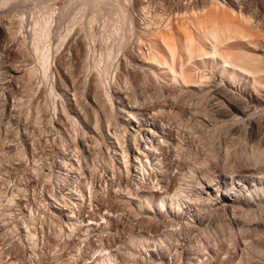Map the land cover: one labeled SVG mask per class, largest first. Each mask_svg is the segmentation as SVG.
<instances>
[{
	"label": "bare ground",
	"instance_id": "6f19581e",
	"mask_svg": "<svg viewBox=\"0 0 264 264\" xmlns=\"http://www.w3.org/2000/svg\"><path fill=\"white\" fill-rule=\"evenodd\" d=\"M83 1L86 7H95L99 0ZM127 1L131 3L132 8L134 7L132 10L135 9L134 11L137 13H134V16L126 15V7L124 10V5H120L123 3L119 2L118 5L117 1V6L115 5L114 8L111 6L113 10L115 9V17L113 19L110 17L111 19L108 20L113 24V34L117 33V30L121 32L123 30L122 24L123 26L126 24L125 27L128 26L126 29L129 28L128 32L136 31L139 34L137 40L140 44L142 41H146L147 49L138 48L137 56L135 55V58L129 59V61L131 62L130 70L132 69L135 72H133L136 76L135 80L133 79L135 83H139L136 80L137 78L142 83H149L148 86L151 87V92L148 94L150 90L148 89L149 91L147 92L143 88L144 90L140 94L141 98L137 99L135 98L136 96H132L129 99L123 96L121 91L114 87V84L111 86V79H108L111 78L108 77L110 73H108L110 69L108 67L113 61L114 52L108 47L105 48L104 45L105 49H102L104 50L102 57L97 58L94 62L95 64L93 63V69L96 71L92 74L88 90L85 93L86 98L88 97L87 99L91 101V103L89 101L90 105L83 106L79 103L78 113L76 112L77 110L74 111L72 108V102L71 104L68 102V105L66 104L60 108L53 102L52 110L53 114L56 115L55 119L49 118L45 120L47 117L43 119L44 122H47L45 124L49 123L54 126V131H56L58 137V142L56 141L57 147L54 150L50 149L47 155L45 151L41 152L42 150H40L42 154L45 152L43 156L46 155L48 158L46 159L40 155L38 158L39 160L44 158V161H48L49 166L46 169H51L50 172H52L55 180V184L49 190L48 198L45 197L43 199L42 207L45 213L49 214L52 219L53 217L57 219L60 225L55 222L60 226L61 231L60 229L59 231L68 240H71L72 236H75V233L82 230L83 227L88 229L89 225L94 224L92 221L94 220V215H97L104 224L108 222L107 220H110V217L115 218L112 223L114 231L112 249L111 251H106V254L94 264H144L147 261V255L148 258H151L149 252L153 251L152 247H155L156 251H158V248L164 247L166 251L171 253L170 245L174 241L178 242L177 236L180 231H195V228L199 232V234L198 232L196 233L200 235V239H198L194 248L197 251L205 250L207 243L203 242L202 237L208 233L205 228L201 227H203V222L210 214L217 210L222 214L229 213L230 219L235 224L238 222L241 225L255 226V228H260L263 232L264 138L262 137L263 141L259 139L260 130L261 132L263 130V126L260 127L259 123L262 119L260 118L261 121L258 118H253L257 121H249L248 119L250 140L251 136H254L258 141L253 144L250 143L249 147L247 145L246 147L242 146L239 154L238 151L234 150V155L236 152V163H228L229 160L232 161L233 154L231 157L229 152L230 155L228 156L231 158H228L226 152L230 151L231 148L228 147L229 144L226 145L224 143L234 144L236 142L237 144L239 142L240 147V142L245 140L242 141L239 136H236L238 130L236 131L233 127L232 129L236 131H234L236 135L230 130L231 127L229 126L230 129H227L230 131L227 130V132L230 135L232 132L234 135L233 137L229 135V138H239L238 140L241 141L232 142L230 140L229 142L226 140L227 136L224 137L226 139L221 143L224 144L222 149L224 148L225 152L216 147L218 149L216 151H219V154L220 151L225 153L223 159L220 158L223 154L219 155L220 157H215L216 155L218 156V152L216 155V151L214 152L215 146L213 151L210 148L213 154L209 148V150L207 149V144L215 139L216 135L214 137L213 135L216 132V127L225 129L224 126H227V123L234 125L236 121L243 120L245 117L246 120L247 118L251 119V116L255 117L260 112L262 117H264V97L262 100L263 104L259 103L260 108L258 109L260 110L257 111L258 113L255 111L257 110L256 107V109L254 108L256 114L254 112L250 114L249 111L251 109L249 107L252 105H244L243 102L241 104V100L235 95L236 93L232 92L231 88L229 89L231 85L241 83L256 89V91L259 90L258 92L261 90L264 96V44L259 43L260 41L255 32L256 26L254 27L251 24L252 16L250 17L247 14L248 12H243V10H235L239 7L237 5H242L241 2L244 0H225V2L224 0H171L177 4L178 12L181 11L180 14L178 13L179 19L172 21L171 17L172 20L169 17L162 18L160 19L161 23L154 22V17L148 9L151 0H123V2ZM7 2L8 0H0V5H5ZM109 2L112 1L110 0ZM245 2H243V5ZM256 3L257 5L261 3V7L262 5L264 6V0H256ZM162 5L165 6L163 8H168L169 12L173 8V4L169 0H166ZM246 6L248 7V5ZM50 15L47 17L50 18ZM1 21L0 38L3 41L14 39L19 27L17 29L10 28L9 25L5 24L6 22L1 23ZM47 21H42V24H38L40 23L39 21L37 24L34 22L31 29L29 53L32 60L38 64L43 75H46L49 68L50 58V37L48 31L50 24ZM68 21L70 20L68 19ZM5 25L9 28H6ZM68 27L66 33H69ZM132 32L131 34L133 35L134 32ZM65 37L64 35L61 38L59 36L58 39L60 40L58 43L60 45L63 44ZM119 39L121 40L120 37ZM3 43L5 44V42L1 43L2 46H4ZM78 46L81 47L80 45ZM84 48H82V53L77 56L79 61H81V65H79L81 67L85 64V57H87V51ZM116 49L115 47V52ZM93 51L91 50V52ZM100 64H102V68L99 67L98 69V66H101ZM32 69H27L28 75L32 73ZM75 75L73 73V76ZM72 80L74 79L71 77ZM22 83L24 85L21 86L25 89L23 87L27 86L25 81H20V84ZM211 84L212 92L210 90L208 92L210 91L212 96L208 95V97L213 100V105L209 103L211 100L205 97L207 89H204ZM28 88L27 86L26 89ZM65 91L68 94V91ZM70 91H75V88ZM15 93L18 94L16 91ZM53 93L55 94V91ZM56 94L61 97V94ZM71 95L75 98L77 97L75 92H72ZM124 100H128V103L124 102ZM17 104L19 105V103ZM88 105L91 108L85 107ZM253 105L255 106L254 103ZM35 106H37L36 103ZM40 108H35L33 117L28 115L22 120H17V122L22 124L23 130H26L31 125H39L42 122L40 117L43 111ZM7 123L10 124V121ZM237 125L238 123L235 124L238 128L239 125ZM221 131L224 132L223 130ZM221 131L217 133H221ZM227 132L226 135H228ZM217 136L219 137L218 134ZM247 139L249 138L247 137ZM245 144L247 143L245 142ZM192 146L200 150L204 149L203 152L205 151L206 155L204 153L205 156H200V158H198L199 156H192ZM210 146L213 145L211 144ZM220 146L222 145L220 144ZM18 151L15 152L17 153ZM19 153L20 151L17 154ZM195 153L198 155V152ZM20 155L22 154L20 153ZM227 158L228 161L226 162ZM216 159H222L223 168L227 170H225V173L229 172L227 178L212 170L216 163L210 169L207 166L212 161L216 162ZM101 160L103 164L99 165ZM32 170L34 172L33 175L39 177L45 184L51 176L50 172L49 175L48 172H43L41 163L35 165ZM226 179L230 182L229 190L232 193H228L229 186H226L228 185ZM17 185L15 186L19 191L20 189ZM224 186L225 188L227 187V190L222 189ZM102 188L111 190L110 200L112 201V206L110 205L108 208L104 205L106 204L104 199L99 200L96 197L97 191ZM198 188L200 192L195 194V192H198L196 190ZM18 196V193L15 194L12 190L7 199L8 206L19 207V201L17 202L19 198H16ZM94 202H97L96 208L93 209L92 213H87V205L91 207ZM0 206H2L1 200ZM32 210L29 209V215L23 214L20 218L29 249L24 259L27 264H43V260L39 257L37 250L35 232H31L28 225L32 220V216L34 217ZM124 211L127 215L125 221H129V225L125 226L128 227L126 230L123 228L125 236H121L120 228L123 226L120 227L119 221L124 217ZM186 212L192 213L190 215L192 220L190 219L191 221H189L192 222L191 224L186 222V220H184V224L181 222V213L186 214ZM7 213V215L11 216L9 212ZM86 213L89 215L85 216ZM138 216L142 217L139 224L136 226L131 224V219L129 218H137ZM203 217L204 221L202 220ZM219 225L213 229L212 234L216 235V233L222 232L223 228ZM12 228H16V226ZM220 228L222 229L219 230ZM62 229L64 230L62 231ZM255 236L258 235L256 234ZM261 237L258 236L259 241L256 239V242L254 241L255 244L253 243L254 245L246 242L243 245V250H247V253L252 258H264V249L260 242L264 239ZM171 239L174 241L171 242ZM174 248L177 249L176 247ZM123 249L124 251L122 252L121 250ZM229 259L228 264L240 263V261L235 260V262L233 259ZM159 262V264H167L162 260ZM216 262L218 263V261ZM220 262L222 260L220 261L219 259ZM0 264H19L17 262V254L14 251L2 250L0 247ZM192 264L204 263L200 258L195 257V261Z\"/></svg>",
	"mask_w": 264,
	"mask_h": 264
},
{
	"label": "rangeland",
	"instance_id": "374dc122",
	"mask_svg": "<svg viewBox=\"0 0 264 264\" xmlns=\"http://www.w3.org/2000/svg\"><path fill=\"white\" fill-rule=\"evenodd\" d=\"M109 1L110 0L108 1L99 0L98 1L99 3L97 2L95 7H89V6L86 7L83 0H11V1L8 0L9 3L7 2L5 5H2V6L0 5V21L3 20L1 21V23L6 22L5 24L9 25L10 28L17 29L19 27V31L16 37L12 39L13 41L10 39L8 40L6 39V41L5 40L3 41L0 38V42L1 41L5 42V44L3 43L4 46H2L1 44L2 42L0 43V200L2 203V206H0V247L2 248V250L14 251L17 254V262H19V264H27L26 260L24 259V256L28 253L29 249H28V245L25 239V230L23 229L20 218L23 214L29 215V209H33L32 211L34 212V217L32 216V220L29 222L28 225L30 227L31 232H35V235L37 238L36 243L38 246L37 250L39 253V257L42 258L43 260V264H94L96 261H99L103 255L106 254V251L108 250L111 251L112 249L111 244H112V239L114 236L112 223H113V220L115 219L114 217H110V220H107L108 222L104 224L103 221L100 220L97 215H94L93 216L94 220H92L94 224L89 225L90 227H88V229L83 227L82 230L75 233L76 237L72 236L73 239L71 238V240H68L67 238H65V236H63V233L60 232L61 231L60 226H59L60 223H58L57 219L54 217L52 219V217H50L49 214L45 213V210L42 207L43 199L45 197L48 198L47 196H49V193H50L49 190H51V186L55 184V180L53 178L52 172H50L51 169L50 168L46 169L49 166V163L48 161L43 160L44 159L43 157H45L46 159L48 158V156L46 155L50 152V149L54 150L57 147L56 141L58 142V139H57L58 137H57L56 131H54V126H52L49 123L45 124L46 121L44 122V119H43L45 117H47L45 120H48L49 118L55 119L56 115L53 114V110H52L53 102L55 105H57L58 108L66 104L68 105V102L70 104L72 102L71 104V106L73 105L72 108L74 109V111L77 110L76 112L78 113H79L78 110L80 108V106L78 105L79 103L80 105H83V106L89 104L90 99H87L88 97L86 98L85 93L88 90L90 78L92 74H94V72L96 71V70L94 71L93 69V63L97 60V58L102 57V54H103L102 52H104V50L102 49H105L106 47H108L109 49H112V52H114L113 56L115 57V58L113 57V61H111L110 67H108L110 68L108 71V73L110 72L108 74V77H111L108 79L109 80L111 79L110 80L111 86H113L114 84V87L120 90L123 96H126L129 99L132 98V96H136L135 98L137 99L141 98L140 94H142L144 90L143 88H145L147 92L151 88L150 86H148L149 83H146V82L142 83L140 82L138 78L136 80L139 81V83L137 81H136L137 83H135L134 81L136 77L134 75L135 72L132 71V69L130 70L131 62L129 61V59L131 60L132 58H135V55L137 56L138 53L136 52L138 48H141L142 50L147 49V44H145L146 41L145 40L142 41L143 44L141 42L142 44L141 45L137 40V36L139 34H137L136 31H133L134 33L131 31L133 35L131 34V32H128L129 28L126 29L128 27V26L125 27L126 24H124L125 26H123L122 24L123 30L122 28H120V30H122L121 32L117 30V33L113 34L112 33L113 24H111L109 21L111 18L113 19V17H115V13H114L115 9L113 10L112 8H114L115 5L117 6V1H118V5H119V2L123 3L120 5H124V8H123L124 10L126 7L127 9L125 10L126 15L130 14L131 16H134L137 12L134 11L135 9L132 10L134 7L133 8L131 7V3L129 1L127 2H123V0H120V1L111 0L112 2H109ZM165 1L164 0H151L150 1L148 9L151 15L154 17L152 18L153 20H155L154 21L155 23L156 22L161 23L160 19L162 18L169 17V19L171 18L173 19V20L171 19L172 21H174V19L176 20L179 19L178 13L180 14L181 11L178 12L179 8L176 6L177 4L169 0L173 4L172 6L173 8L170 10L171 12L170 14L168 8H166L167 10L163 8L165 6H163L162 4ZM251 1H254V2H251ZM243 2H245V0L241 2L242 5L240 4L237 5L236 3L237 7L239 6L240 8L235 7L237 8L235 10L236 11H239L238 9L243 10V12H248L247 14L250 17L252 16L251 18H253V20L251 24L254 27L255 26L257 27V31L255 27V32L258 36V40L260 41L259 43L264 44V9H263L264 6L262 5L261 7L260 5L261 3L257 5L258 2L256 3V0H246L244 5H243ZM246 5H248V7ZM64 14L66 15L64 16ZM174 14L176 17L174 16ZM49 15H50V18H48ZM45 17H47L49 20L47 18L44 19ZM68 19L70 21H68ZM37 20L40 23H38ZM41 20L44 22L48 20L50 24L49 25L50 28L48 29L49 37H50L49 38L50 39V42H49L50 43V47H49L50 58H49V64H48L49 68L47 69L46 75H43L41 69L38 67V64L34 60H32V57H30L29 55L32 26L34 22L36 24L37 23L42 24ZM89 21L91 22V24ZM68 23L69 24L71 23V24L69 25ZM6 25L5 27L9 28ZM67 27H68L69 33H66ZM106 33H107V36L109 34H112V35H109L107 37ZM258 34L260 35V37ZM63 35L64 37L65 36L66 37L63 40V44L60 45L58 43L60 39L58 38L59 36L61 38V36ZM117 36H118V40H117ZM119 37L121 38V40L119 39ZM120 41L121 43H119ZM122 41L124 43L123 45H122ZM118 43L120 44V46ZM78 45H80L81 47H79ZM104 45H105V48H104ZM83 47H85L84 50L87 51V54H86L87 57H85V60H86L84 61L85 64L83 65V67H81L79 66L81 65V61H79L77 56H79L82 53L81 51H83L82 49ZM88 47L90 48V50ZM115 47L117 48L116 52L114 51ZM91 50L92 51L94 50L95 52L94 51L91 52ZM100 65L101 66H98V69L99 67L102 68V64ZM28 68H33L32 73H31L32 76L31 74L28 75V70H27ZM130 71L132 72L130 73ZM71 72H73L74 75L75 74L76 75L73 76V73L71 74ZM69 73H70V76H69ZM14 76L20 79L18 78L16 79ZM71 77L74 79L72 80L73 83L71 81ZM79 79L80 81L83 79L81 81L83 83H81ZM22 80L25 81V84L29 87L28 89H26L27 86L26 87L23 86L26 90L22 88L21 85H24L23 83L20 84V81L22 82ZM74 81L75 82L77 81L78 83L76 82L75 84ZM145 84H146V87H145ZM211 86L212 84L209 85L207 88L206 87L204 88V89H207V95L205 97H208V95L212 96V94L210 93V91L212 92ZM221 86L223 87V85ZM233 86L231 85L229 89L231 88L230 90L236 93L235 95L238 96L239 100H241V104L243 103L244 105L250 104V106L251 105L254 106L253 103L255 104L254 107L252 106H251L252 108L249 107L251 109V111H249L250 114L252 112L255 113V111L257 112L260 110L258 109L260 108L259 103L263 104L262 100L264 97L261 90L260 92H258L259 90L256 91V89L242 85L241 83L234 84ZM74 88H75V91H70V90H74ZM51 90H53V92L55 91V94L51 92ZM65 90L68 91V94H66ZM208 90L210 91L208 92ZM15 91L18 94H16ZM72 92L73 93L75 92L76 94L75 96H77L76 98L71 95ZM150 92L151 90L149 91L148 94H150ZM27 93H30V94H27ZM56 93L61 94V97L57 96ZM71 96L75 99L73 100ZM209 99L211 100L209 103L213 105L212 104L213 100L211 98ZM76 100H78L79 102ZM125 101L126 103H128V100H124V102ZM17 103H19L20 106ZM35 103L37 106H35ZM88 106H85V107L91 108V106L89 107ZM36 107L38 108L41 107L40 110L43 111V113L41 112L42 116L40 115L41 116L40 119L42 118V120H40L42 121L40 122L41 125L40 123L39 125L38 124L33 125V126L31 125L26 130H23L22 128L23 126H21L22 124L17 122V120L18 121L22 120L28 117V115L29 117H33V112L35 111ZM256 107H257V110L254 111V108L256 109ZM260 113H258L259 115L257 114L255 117L251 116V119L247 118L246 120V117H245V119H243L244 121L243 120L236 121V123H238L239 125V126L237 125L238 128L235 126L236 124L235 122H234L235 123L234 125H229V123H227V126L226 125L224 126L225 129H223V127L222 128L216 127V132L213 135V137L216 135L214 137L215 139L213 138L214 143L212 142V140L210 141V143L213 146H210L211 144L208 143L207 149L212 148V151H213V147L215 146L214 148L219 147L218 149L225 152V149L224 148L222 149V147H224V144L226 145L229 144L230 146L228 145V147L231 149L230 151L228 150L227 151L228 153L226 152V154L227 156L231 154L230 155L231 157L233 154V159L232 161L229 160L228 163L230 164L236 163L235 162L236 152L234 155L233 151L236 150L238 151V154H239L240 149L242 150V146L246 147L247 145V147H249L250 143L253 144L256 141H258V139L255 138L254 136H251V140L253 141L250 140V136L248 135V132H249L248 119L249 121L251 120L257 121V120H254L257 118L258 120H260V118L262 119V121L260 120L261 122L259 123H260V127L263 126L262 128L263 130L262 132L260 130L261 138L259 136V139H262L263 141V138H264V120L263 119L264 117H262V114ZM8 121H10V124L7 123ZM262 122L263 124H261ZM229 126L231 127V129ZM232 127L236 131L238 130L240 133L237 131L238 134L236 135L235 134L236 131L233 130ZM227 128H229L233 132L235 131L234 134L237 137L239 136V138L242 141L245 140L244 142H240L241 148L239 147V144H238L239 142L237 144L236 142L234 144H230L227 142L224 144L221 143L226 138H227L226 140L229 142L230 140L232 142L241 141V140H238L239 138H237L236 136L235 137L237 139L232 138L233 139L232 140L231 137H233L234 135L231 132V135H232L231 136L230 133L227 132L228 130ZM208 129H213V128H208ZM218 129H221L224 132ZM218 131H221V133H217ZM226 132L228 135H226ZM217 134L219 135V137L217 136ZM229 135L231 136L230 138H229ZM245 136H247L249 139H247V137ZM248 141H249V144H248ZM245 142L247 144H245ZM220 144L222 146H220ZM192 147H193L191 151L192 156H196V157L199 156L198 158H200V156L202 157L206 155L205 151L203 152L204 149L200 150L198 149L199 148L198 146H197L198 148L195 146H192ZM217 148L214 149V152L218 150ZM18 150L20 151L22 155H20V153L17 154L19 152ZM40 150H42L41 152L45 151L46 155L43 156L45 152L42 154ZM15 151H18V152L16 153ZM195 152H198V155ZM223 152L221 153L220 151V154H219V151H216L215 155L217 153L218 156L217 155L216 156L214 155V156L220 157L223 154V156L220 157L223 159L225 157L224 156L225 153ZM37 154H38V157H37ZM17 155H20V156H17ZM39 155L43 156L42 160L38 159L40 157ZM231 157L228 156V158H231ZM50 158H52V156H50ZM228 158L226 162L228 161ZM222 159H218V160L216 159L217 160L216 162L212 161L211 164L210 165L207 164V166L210 169V167H212V165L216 163L212 170L216 171V173L218 174H221L222 177L227 178L229 172L225 173L226 169L224 170L223 168V163L221 162ZM34 160L35 161L38 160V161L35 162ZM39 163L43 165V172L44 171L45 173L48 172V175L50 172L51 176L49 177L46 184L43 183L39 177L33 175L34 172H32L33 171L32 168H34V166L38 165ZM100 164H103L102 160L99 163V165ZM196 178H197V175H196ZM196 178L194 177V179ZM226 181L228 184L226 186L227 187L229 186L228 187V190H229L230 182L228 179H226ZM15 185L19 187L20 189L19 191L17 190V187ZM227 187L225 188L224 186L222 187V189L227 190ZM12 190L14 191L15 194L18 193L19 195L18 197H16V198H19L17 200V202L19 201V204H18L19 207H16V206L11 207L12 205L8 206L7 199L9 198V195ZM196 190L198 192H195V194L196 193L198 194L200 192V189L198 188ZM228 193H232V192L229 190ZM96 197L99 200L104 199L106 203L104 205L107 208L110 205L112 206V201L110 200V197H111L110 189H106V188L99 189L96 193ZM96 204L97 202L96 203L94 202L93 206L91 207H89V205L86 204L87 213H92L94 211L93 209L96 208L95 206ZM121 207L123 208V206ZM7 212H9L11 216L7 215L8 214ZM87 213L85 214V216L89 215ZM123 214H124V217H122V219L119 221L120 227L123 226L122 228H120V231L122 233L121 236H125L124 231L128 228L125 226L129 225V221L128 222L125 221L127 218L126 212L124 211ZM181 214H180L181 215L180 219L182 220L181 221L182 223L184 222V220H186V222L190 224L192 223V222H189L192 220V216H190L192 214L191 212L189 213L186 212V214L184 213H181ZM204 217L202 219L203 221H204ZM230 218L231 217L229 213L222 214L220 213V211L217 210L210 214V216L205 220L206 223L203 222V227L201 228L203 229L205 228V231H207L208 233L207 235L202 237L203 242L205 244L207 243V248L205 250L197 251L194 248L197 244L198 239H200V235H197L196 233L198 232L196 228L194 229L195 231H189V232H187V230H183V231L181 230L180 234L177 236L178 242L171 239L172 240L171 242L174 241L173 242L174 244L171 243L170 245L171 247L169 248L172 251L171 253L166 251L164 247H161V249L158 248V251H156L155 247H152L153 251L149 252V255L151 256V258H148V255H147L146 257L147 261L144 264H159L160 263L159 261L161 260L167 264H192L195 261V257L200 258L204 264H218L219 259L220 261L222 260V262H220L219 264H226L229 258L233 259L234 261L235 260L240 261L239 264H250V263L255 264V262L256 264H264V258L261 259V257H255V258L253 257L254 258L253 259L251 255L249 256V254L247 253L248 252L247 250H243L244 244L246 243L255 244L256 239L258 240V236L260 237L262 236L261 238L264 239V231L262 232L260 228H255V226H251V225L248 226L244 224L245 225L244 226L242 224L244 226L243 227L238 222L237 224H235L234 222H232V219ZM129 219H131L130 223L136 226L142 220V217L138 216L137 218L132 217ZM219 224L223 228V230H221L222 228L219 229L222 232L216 233V235L212 234L211 232L213 231V229ZM13 226H16V228H12ZM123 228H125V230ZM64 229H62V231ZM256 234L258 236H255ZM176 242L179 244H177ZM260 242L264 249V240L263 241L261 240ZM172 246L176 247L177 249L179 248V249L178 250L175 248L173 249ZM173 250L174 251L177 250V251L174 252ZM121 251L123 252L124 249ZM251 260L254 262H252ZM216 261H218V263ZM153 262H157V263H153Z\"/></svg>",
	"mask_w": 264,
	"mask_h": 264
}]
</instances>
